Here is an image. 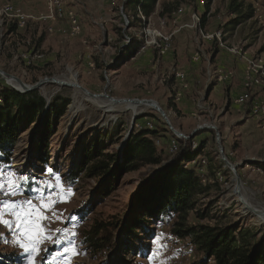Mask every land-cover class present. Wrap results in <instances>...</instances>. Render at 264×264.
I'll return each instance as SVG.
<instances>
[{
    "label": "rangeland",
    "instance_id": "obj_1",
    "mask_svg": "<svg viewBox=\"0 0 264 264\" xmlns=\"http://www.w3.org/2000/svg\"><path fill=\"white\" fill-rule=\"evenodd\" d=\"M206 2L159 0L155 12L147 18L141 11L137 15L124 13L119 0H65V9L75 13L82 29L79 35L69 37L60 32V27L68 26L66 21L46 19L50 15L48 0H0V7L10 3L28 17L26 26L12 34L8 30L15 23L0 18V70L13 78L14 87L19 85L15 78L29 87L44 83L36 90L45 98L48 107L54 98L60 103H70L65 115L55 123L51 136V168H42L32 157L33 132L30 129L21 134L11 168L0 170V182L7 186L11 177L20 185L18 196L30 193L40 200V205L49 198L56 201V215L45 213L50 221L41 222L53 240L38 244L35 253L25 252L17 244L18 238L22 240L18 230L0 224V254L15 253L23 264H102L103 256H91L90 250L81 247L82 231L95 221L114 222L122 218L142 180L151 171L143 169L123 175L114 190L101 197L99 193L104 192L97 180L82 174L77 182H72L69 169L78 171L80 153L76 154L77 147L87 140H97L99 136L101 144L112 145L110 135L122 133L121 143L108 146L109 153L120 149L134 130L144 129H165L157 141L159 150L165 149L164 157L172 154L174 136L185 140L177 137L173 128L186 136V140L193 133L198 135L194 144L204 142L205 153L201 157L206 159V166L210 161L224 165L222 173L215 178L217 181H210V195L199 198L197 209L209 215L202 219L192 212L189 226L236 225L260 234L264 232V116L257 119L243 117L242 113L247 115L250 111L251 114L254 104H264V85L251 89V102L254 103H248L246 110L240 112L234 104L235 96L228 93L233 73L223 69L212 74L213 65L217 62L219 68V59L223 61L228 55L238 58L245 55L264 63V1L236 0L245 5L241 13L251 8L255 17L237 27L232 35L224 33L226 23L237 16L231 9L232 0H213L203 28L201 20ZM219 31L221 41L217 38ZM164 38L169 39L168 48ZM138 44L144 47L135 53ZM17 51L28 52L30 61H15ZM33 53L42 58H33ZM194 63L203 66L201 72V66H191ZM175 70L185 73L184 82L173 77ZM216 75L218 78L222 75L224 81L219 82ZM204 76L208 82L201 84ZM189 81L196 92L202 93L200 106L196 107L198 119H192L181 109ZM215 81L218 87L212 101L217 103L216 119L204 110L201 100ZM0 83L8 86L1 76ZM84 90L91 95L86 96ZM110 99L155 101L166 113L170 125L151 107H141L134 113L118 106L114 112H107L103 107L110 104ZM172 105H176L180 114L171 108ZM215 120L217 131L200 129L215 126ZM220 147L236 167L240 187L235 174L222 161ZM61 153L63 161L59 163ZM30 166H38L41 171H31L33 177H27L23 171L29 173ZM203 171L206 172V167ZM23 177L28 178L27 183ZM46 183L54 187L48 188ZM4 219L13 225L16 223L11 215L6 214ZM141 242L139 256L123 257L113 253L107 258L108 264H207L189 239L172 234L171 225L163 229L157 226L153 237L142 234ZM73 249L77 254H73Z\"/></svg>",
    "mask_w": 264,
    "mask_h": 264
},
{
    "label": "trees",
    "instance_id": "obj_2",
    "mask_svg": "<svg viewBox=\"0 0 264 264\" xmlns=\"http://www.w3.org/2000/svg\"><path fill=\"white\" fill-rule=\"evenodd\" d=\"M158 1L119 0L121 11L124 13L137 15V12L141 11L147 18L155 12ZM212 2L213 0H207L204 5L205 12L201 20L203 28L206 27ZM243 7L244 3L232 0L231 9L237 16L226 23L224 33L232 35L237 27L255 17V11L251 8L246 13H241ZM130 24L133 26L134 21ZM15 31V25L9 27L10 34ZM142 47H144L142 44H138L134 49L135 53H139ZM215 86L217 81L210 86L208 93H211ZM252 94L250 91V98L242 107L243 110L251 102ZM253 103L251 102L252 105ZM69 105L70 103L65 101L60 103L54 98L48 107L39 90L20 93L0 83V170L11 168L15 147L21 134L30 129L33 132L30 149L33 152L32 157L42 168H51L49 162L52 157L51 136L55 130V123L65 115ZM171 108L180 114L176 105H172ZM248 113L250 114V111ZM163 131L165 132L163 128L134 130L120 149L109 153L108 146L121 143L122 133L110 135L112 145L101 144L99 136L97 140L89 139L83 146L78 145L76 152L80 153L78 171L75 173L73 169H69L68 176L72 182H77L82 174L97 180L102 187L101 192H104L99 193L101 197L113 191L123 175L143 169L151 171L142 180L124 216L116 218L114 222L95 221L82 231L81 247L90 250L91 256L96 257L100 254L103 256L102 264H108L107 258L113 253L123 257L139 256L142 234L153 237L157 226L171 225L172 234L189 239L194 250L202 256L204 263L212 261L215 264H264V232L260 234L236 225L226 227L188 225L192 212L197 213L202 219L209 215L208 212L200 213L197 209L199 198L210 195L212 190L210 181H217L215 178L222 173L224 165L221 162L210 161L205 166L206 172H200L203 167L201 165L187 167V164L201 160V155L205 153L204 142L197 145V149H193L194 140L198 135L187 140L174 136L178 150L164 157L165 149L160 151L157 146ZM58 157L61 163L63 153ZM29 168V173L23 171L27 177H33L30 175L31 171H41L38 166ZM203 176L206 179L205 184L202 181ZM29 187L31 185H28ZM0 264H23V260L15 253L0 254Z\"/></svg>",
    "mask_w": 264,
    "mask_h": 264
},
{
    "label": "built area",
    "instance_id": "obj_3",
    "mask_svg": "<svg viewBox=\"0 0 264 264\" xmlns=\"http://www.w3.org/2000/svg\"><path fill=\"white\" fill-rule=\"evenodd\" d=\"M264 1V0H263ZM64 2L65 0H48L49 3V13L50 15L47 16L46 19L55 21L56 19H59L61 21H66L67 22V27L62 26L60 27V32L63 35L73 37L75 35H79L81 33V24L79 22V19L73 13L72 11H67L64 7ZM204 4V2H202ZM45 17V16H44ZM42 17V20L43 18ZM0 18L2 19H7L10 23L14 22L16 26V33L19 32V30L23 29L26 26V22L28 20L27 15H25L20 9L15 8L12 4L8 3L5 4L4 6L0 7ZM221 31L217 33V38L219 41H221ZM207 38L212 39L213 36H208ZM166 41V47L168 48L169 46V39L164 38ZM17 51V53L14 54V60L19 61L23 60L24 62H29L31 59V55L28 52H21ZM236 53V52H234ZM34 54V53H33ZM38 57L39 59L42 58V56H38L37 54H34L33 58ZM241 59L245 63V83H244V93L239 96L236 99V104L239 105L240 107H243L246 102L250 98V91L253 88L256 87H262L264 85V63L262 60H257L253 58H248L245 55L241 56ZM195 61H198V58L195 59ZM174 76L176 79L185 81L186 80V75L182 71H174ZM220 77L216 75V78H218L219 82H223L224 79L222 75H219ZM226 78V77H225ZM4 79L8 86L13 87V89H17L12 85L13 79L11 76L7 75L5 73V77H2ZM251 114L257 118L261 119L262 116H264V104L263 103H256L252 106V112ZM263 128H264V122H263ZM159 142H157L158 144ZM193 149H197V145H193ZM178 150V144L173 141L172 146H171V152L174 153ZM200 162V163H199ZM207 164L205 158H201V160L193 161L190 164H187V167L189 166H196V165H201L205 167ZM203 167L201 169V172L203 171ZM204 172V171H203ZM203 183H206V179L203 176ZM8 200L12 203H23L26 200H31L35 205L39 206L40 205V200H38L35 196L30 195V194H23V195H15V196H5L3 193H0V201ZM2 205H0V209H2ZM6 210V209H4ZM160 228H164V226L160 225Z\"/></svg>",
    "mask_w": 264,
    "mask_h": 264
},
{
    "label": "snow or ice",
    "instance_id": "obj_4",
    "mask_svg": "<svg viewBox=\"0 0 264 264\" xmlns=\"http://www.w3.org/2000/svg\"><path fill=\"white\" fill-rule=\"evenodd\" d=\"M23 180L25 183L28 182L27 177H23ZM56 180L59 182V177H56ZM46 186L48 188L54 187L51 183H46ZM19 189L20 185L11 177L7 180V186L4 182H0V193H3L5 196H15L19 193ZM41 200L43 201L44 198L41 197ZM55 203L56 201L51 198L39 207L31 200H26L22 204L12 203L8 200L0 201V205L3 206L0 209V224L9 229L15 227L18 230L19 237H22V240L19 238L17 240L18 246L23 248L25 252L35 253L38 250V244L45 240H53V236L49 231H46L45 227L41 226V222L45 220L50 221V217L45 215V213H51L52 216L56 215ZM4 209L7 210V213ZM6 214L15 217V225L10 220L4 219ZM72 251L73 254H77L74 249Z\"/></svg>",
    "mask_w": 264,
    "mask_h": 264
},
{
    "label": "crops",
    "instance_id": "obj_5",
    "mask_svg": "<svg viewBox=\"0 0 264 264\" xmlns=\"http://www.w3.org/2000/svg\"><path fill=\"white\" fill-rule=\"evenodd\" d=\"M23 2V0H22ZM217 61V59H216ZM218 67L217 68V62L216 64L213 65V68H214V72L212 73L214 75V73L218 72V71H223V69L225 70V72H232L233 73V78L231 79V81L229 82V84H232L229 88L230 91H228L229 95L232 96L234 95L235 96V99H237L239 96H241V94L243 93V86H244V69H245V63L244 61L241 59V58H238V57H234V56H230L228 55L223 61L219 59V62H218ZM191 66H194L195 68H198L199 66L200 67V72L201 70L203 69V66L202 65H198V63H194V65H191ZM193 68V67H192ZM209 75H211V73H209ZM205 76L203 77L202 81H201V84L203 82H208V79H204ZM205 84V83H204ZM217 87L218 86H215L213 91L209 94V95H205L204 97H202V101L204 103V110L207 111L211 117H213L214 119H216L215 115L217 114V103H215L214 101H212L214 95H215V92H217ZM258 89V88H257ZM207 90V89H206ZM185 93V97L183 98L182 100V104H181V109H183L184 113L186 115H191L192 119H198L200 117H198L196 115V107L199 108V103H200V99H199V96L202 94L201 92H196L195 88H194V85L193 83H191V81L188 82V84L186 85V89L184 91ZM197 93V95H196ZM217 96V95H216ZM234 104L236 105V100L234 101ZM238 110L240 112L243 111V108H241L240 106H238ZM243 113V117L244 116H248V117H253L252 114H244V111L242 112ZM216 120H215V123L214 125L216 126ZM217 127V126H216Z\"/></svg>",
    "mask_w": 264,
    "mask_h": 264
},
{
    "label": "water",
    "instance_id": "obj_6",
    "mask_svg": "<svg viewBox=\"0 0 264 264\" xmlns=\"http://www.w3.org/2000/svg\"><path fill=\"white\" fill-rule=\"evenodd\" d=\"M0 76L1 77H5V73L2 71V70H0ZM13 79V78H12ZM15 80L18 82V84H19V87H21L22 89H16L18 92H20V93H27V92H30V91H34V90H36V89H38L39 87H40V85L41 84H44V83H40V84H37L36 86H32V87H29V86H27V85H25L22 81H20L19 79H16L15 78ZM58 83V82H57ZM76 86H77V84H76ZM86 93H88L89 95H91L88 91H86V90H84ZM207 95H209V93L207 94ZM110 100H113V101H129V102H139L140 100H115V99H110ZM146 102H151V103H156V104H158L157 102H155V101H147V100H145ZM159 105V104H158ZM159 109H160V111H162V116L164 117V119L166 120V122H167V124L168 125H170V122H169V119H168V117H167V115H166V113L163 111V109L161 108V107H158ZM135 119H136V116L134 117V121H135ZM204 128H208V129H214V130H216L217 131V127L216 126H206V127H202V128H200V129H204ZM171 130H172V132L177 136V137H179V138H185L186 139V136H184L183 134H181V133H179V132H177L176 130H174L173 128H171ZM132 131H130V133H131ZM217 135L219 136V133L217 132ZM194 136V133L189 137V138H192ZM220 155H221V159H222V161L230 168V170L235 174V176H236V178H237V185H238V187H240V185H241V179L239 178V176L237 175V173H236V167L234 166V165H232L229 161H228V159H227V157H226V155H225V153H224V150H223V148L222 147H220Z\"/></svg>",
    "mask_w": 264,
    "mask_h": 264
},
{
    "label": "bare ground",
    "instance_id": "obj_7",
    "mask_svg": "<svg viewBox=\"0 0 264 264\" xmlns=\"http://www.w3.org/2000/svg\"><path fill=\"white\" fill-rule=\"evenodd\" d=\"M16 87L18 89H22L21 87H19V85H16ZM84 93L87 96L88 93H86L85 91H84ZM88 96H90V95L88 94ZM118 106H124V107H126V109L128 111H131V112H134V113H137V111L141 107H147V108L151 107V108H155L160 114H162V111H160V109L158 108V107H160L158 104H156L154 102L151 103V102H146V101L129 102V101H113V100H111L110 104H108L105 107H103V109L106 110L107 112H114L115 108L118 107Z\"/></svg>",
    "mask_w": 264,
    "mask_h": 264
}]
</instances>
